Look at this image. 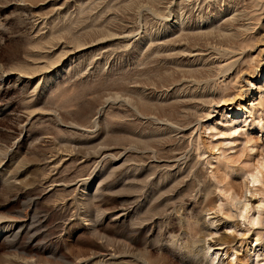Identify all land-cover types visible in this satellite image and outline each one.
<instances>
[{"label":"rangeland","instance_id":"1","mask_svg":"<svg viewBox=\"0 0 264 264\" xmlns=\"http://www.w3.org/2000/svg\"><path fill=\"white\" fill-rule=\"evenodd\" d=\"M254 1L0 0V264H264Z\"/></svg>","mask_w":264,"mask_h":264},{"label":"bare ground","instance_id":"2","mask_svg":"<svg viewBox=\"0 0 264 264\" xmlns=\"http://www.w3.org/2000/svg\"><path fill=\"white\" fill-rule=\"evenodd\" d=\"M252 1L255 3L254 0H252ZM254 3H253V5H254ZM256 3H257V2H256ZM256 3H255V4H256ZM257 5H258V3H257ZM232 15H233V14H232ZM234 15H235V14H234ZM234 15H233V16H234ZM230 17H231L233 20L236 19V17L234 18V17H232V16H229V18H230ZM227 19H228V18H227ZM237 19H238V18H237ZM258 19H259V18H258ZM258 19H257V20H258ZM229 21H230V20H229ZM232 22H233V21H232ZM234 22H235V21H234ZM235 25H236V24H235ZM240 26H241V25H240ZM233 27H234V26H233ZM237 27H238V26H237ZM241 27H242V26H241ZM243 27H244V26H243ZM262 27H264V24H263ZM219 28H221V27H219ZM216 29H217V28H216ZM221 29H222V28H221ZM230 29H231V28H230ZM233 29H234V28H233ZM236 29H238V28H236ZM239 29H240V27H239ZM243 29H245V28H243ZM247 29H249V28H247ZM217 30H218V29H217ZM225 30H226V29H225ZM227 30H228V29H227ZM262 30H263V29H262ZM208 31H209V30H208ZM223 31H224V30H223ZM233 31H235V30H233ZM240 31H241V29H240ZM243 31H247V30H243ZM243 31H242L241 33H243ZM216 32H217V31H216ZM226 32H227V31H226ZM226 32H225V33H226ZM203 33H204V32H203ZM220 33L222 34L223 32H222V31H221V32H218L219 35H220ZM239 33H240V32H239ZM245 33H246V32H245ZM226 34H227V33H226ZM226 34H225V35L222 34V35H223L224 37L226 36V38H228ZM237 34H238V32H237ZM231 35L235 36V35H236V32H231L229 38H232ZM238 35H239V34H238ZM240 35H241V34H240ZM240 35H239V36H240ZM244 35H245V34H244ZM220 37H221V35H220ZM241 37L243 38V35H242ZM241 37H239V39H242ZM244 37H245V36H244ZM234 38H235V40L238 39V38L236 39V37H234ZM248 38L250 39V37H248ZM239 39H238V40H239ZM247 40H248V39H247ZM240 41H242V40H240ZM244 41H246V40H244ZM241 44H242V43H241ZM244 44H245V43H244ZM248 44H251V43H248ZM238 45H239V44H238ZM242 45H243V44H242ZM239 46H241V45H239ZM244 46H245V45H244ZM242 47H243V46H242ZM246 47H247V44H246ZM236 49H238V48L236 47ZM236 49H233V50H236ZM239 49H240V48H239ZM243 49H244V48H243ZM245 49H246V48H245ZM226 50H227V49H226ZM228 50H230V49H228ZM231 50H232V49H231ZM241 50H242V49H241ZM243 51H244V50H243ZM234 53H235V52H234ZM236 63H237V61H236ZM236 63H235V64H236ZM225 64H226V63H224V65H225ZM232 65H233V64H232ZM227 66H228V65H227ZM227 66H225V67H227ZM231 68H232V66H231ZM226 69L228 70V67H227ZM261 74H264V68H263ZM252 180H256L255 176H252ZM219 206H220V205H219ZM222 244H223V242H222V243L220 242V243L217 245L218 248H216V249H222V247H221ZM205 247L208 248V247H210V245H209V246H208V245H205ZM212 260H213V259H212Z\"/></svg>","mask_w":264,"mask_h":264}]
</instances>
